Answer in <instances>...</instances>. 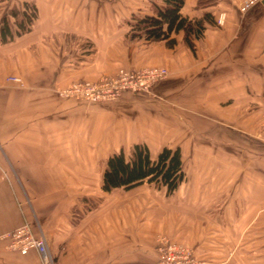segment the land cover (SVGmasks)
I'll list each match as a JSON object with an SVG mask.
<instances>
[{
    "label": "crops",
    "instance_id": "0c3cea01",
    "mask_svg": "<svg viewBox=\"0 0 264 264\" xmlns=\"http://www.w3.org/2000/svg\"><path fill=\"white\" fill-rule=\"evenodd\" d=\"M242 1L184 0L182 17L213 22L190 50L183 31L172 46L131 38L133 19L163 0H0V235L28 222L55 264H155L160 237L204 264H264V3L241 13ZM24 4L35 17L20 31ZM149 67L168 75L146 94L93 106L57 96ZM135 144L152 158L179 148L172 194L101 191L107 157ZM90 187L100 204L84 210ZM0 264L39 258L0 245Z\"/></svg>",
    "mask_w": 264,
    "mask_h": 264
},
{
    "label": "trees",
    "instance_id": "16d2710c",
    "mask_svg": "<svg viewBox=\"0 0 264 264\" xmlns=\"http://www.w3.org/2000/svg\"><path fill=\"white\" fill-rule=\"evenodd\" d=\"M183 2L184 0H163L164 6L156 8L154 15L134 18L131 38L142 37L148 43L163 41L167 46H172L175 40L171 35L183 31L185 44L193 50L192 38L200 36L204 30V22H213L208 13H205L202 19L194 21L182 17L180 9ZM28 8V4L23 5L22 17L27 27L18 22L20 31L28 29L35 17L34 9ZM10 14L16 18L19 12L11 10ZM8 32L4 23L0 29L2 40ZM183 176L179 148L163 147L156 157L152 158L144 144H135L128 154L120 150L107 157L100 189L109 193L115 189L129 190L146 183L172 194L183 180Z\"/></svg>",
    "mask_w": 264,
    "mask_h": 264
},
{
    "label": "built area",
    "instance_id": "2783aa9c",
    "mask_svg": "<svg viewBox=\"0 0 264 264\" xmlns=\"http://www.w3.org/2000/svg\"><path fill=\"white\" fill-rule=\"evenodd\" d=\"M109 2L113 0H97ZM264 0H243L239 6L241 13H247L252 7L263 3ZM224 13H219L216 23L222 26ZM168 72L163 67H149L139 70H126L119 68L113 75L102 76L96 81L80 80L60 89L57 95L63 100H76L85 105H101L116 102L123 93L133 94L149 93L152 87L163 81ZM14 83H20L18 78L8 79ZM0 245L8 252L26 255L34 251L39 264H55L49 250L46 238L39 232L33 233L28 222H24L10 232L0 235ZM155 264H204L194 257L192 251L179 244L171 243L168 239L160 237L156 249Z\"/></svg>",
    "mask_w": 264,
    "mask_h": 264
},
{
    "label": "rangeland",
    "instance_id": "374dc122",
    "mask_svg": "<svg viewBox=\"0 0 264 264\" xmlns=\"http://www.w3.org/2000/svg\"><path fill=\"white\" fill-rule=\"evenodd\" d=\"M126 93H129V92H126ZM126 93H123L122 95H121V97L124 95V94H126ZM130 94H133V93H130ZM140 94H146V93H140ZM58 96V95H57ZM121 97L117 100V101H119L120 99H121ZM116 101V102H117ZM116 102H114V103H116ZM114 103H110V104H114ZM129 151H130V149H128L125 153L126 154H128L129 153ZM91 188V193H92V195H91V198L89 199V201H87L86 203H85V205H86V207H85V209L84 210H93V209H96L97 207H98V205L100 204V200H101V198H100V196L102 195L99 191H97L96 190V188L97 187H90ZM102 200H103V197H102ZM90 208V209H89ZM81 212H78V211H76V214H80ZM203 262V261H202ZM204 263V262H203Z\"/></svg>",
    "mask_w": 264,
    "mask_h": 264
},
{
    "label": "water",
    "instance_id": "95a60500",
    "mask_svg": "<svg viewBox=\"0 0 264 264\" xmlns=\"http://www.w3.org/2000/svg\"><path fill=\"white\" fill-rule=\"evenodd\" d=\"M264 3V2H263Z\"/></svg>",
    "mask_w": 264,
    "mask_h": 264
}]
</instances>
